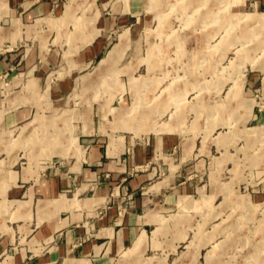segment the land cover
<instances>
[{
  "label": "rangeland",
  "instance_id": "obj_1",
  "mask_svg": "<svg viewBox=\"0 0 264 264\" xmlns=\"http://www.w3.org/2000/svg\"><path fill=\"white\" fill-rule=\"evenodd\" d=\"M55 1L64 16L25 22L0 0V32L16 33L0 39V57L13 54L0 72V118L29 111L11 127L0 122V236L11 232L13 250L26 243L39 222L31 185L80 155L81 129L94 118L104 146L117 137L154 149L160 132L177 128L179 141L192 140L190 165L202 159L191 206L162 207L141 236L152 245L112 264H264V125L254 118L264 112V10L233 0H143L141 14L99 31L114 13L100 10L103 1ZM97 31L101 54L79 61ZM169 152L178 154L156 156Z\"/></svg>",
  "mask_w": 264,
  "mask_h": 264
},
{
  "label": "crops",
  "instance_id": "obj_2",
  "mask_svg": "<svg viewBox=\"0 0 264 264\" xmlns=\"http://www.w3.org/2000/svg\"><path fill=\"white\" fill-rule=\"evenodd\" d=\"M8 1L10 12L23 14L25 22L54 11L58 14L62 10V16L66 12V6L62 9L55 0ZM101 1L100 10L110 8L114 13L100 20L99 31L104 26L111 29L117 21L126 22L129 14L137 16L145 8L143 0H121L115 4ZM233 1L236 8L264 10V0ZM73 7L75 11L77 4ZM19 20L14 19L11 25L15 26ZM0 33V39L16 36L6 29ZM97 33L94 32L93 42L80 49L79 61L87 62L101 54L103 41ZM81 44L80 41L75 47ZM12 57L13 54L0 57V72L6 70ZM21 108L12 110L0 122L5 127L21 123L29 112ZM254 118L264 125V112H257ZM93 120L81 129V135L88 138H83L84 144L78 143L80 155L75 154L73 161L67 160L55 171L48 168L47 175L31 185L30 191L37 197L39 222L18 250L11 247V232L0 236V264H112L117 256L129 252L131 257L152 245L141 236L148 235L151 225L160 221L162 207L191 206L197 189V173L192 172L202 162L200 159L190 165L192 140L179 141L172 132L177 128H169L159 133L154 149L141 144L126 147L117 137L104 146L96 139L103 132H95ZM225 138L224 135L217 141L224 144ZM172 148L178 154L169 152L164 158H157L156 152L160 155ZM61 150L67 152L65 148ZM158 169L164 170V175H157ZM10 176V181H14L11 189L17 187L16 172ZM29 176L25 172L18 181L26 182ZM93 184L95 187L91 188ZM13 193L17 191H10L8 196H15ZM127 195L131 196L128 202L124 200Z\"/></svg>",
  "mask_w": 264,
  "mask_h": 264
},
{
  "label": "bare ground",
  "instance_id": "obj_3",
  "mask_svg": "<svg viewBox=\"0 0 264 264\" xmlns=\"http://www.w3.org/2000/svg\"><path fill=\"white\" fill-rule=\"evenodd\" d=\"M263 19H264V18H263ZM52 152H53V151H52ZM141 239H142V238H141ZM141 239H140V240H141ZM138 243H139V241H138ZM137 246H138V244H137ZM136 250H137V248H136Z\"/></svg>",
  "mask_w": 264,
  "mask_h": 264
}]
</instances>
